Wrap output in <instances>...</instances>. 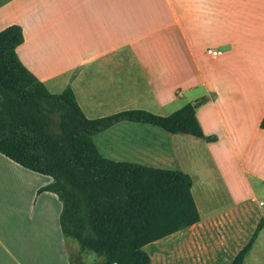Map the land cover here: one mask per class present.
Segmentation results:
<instances>
[{"label": "crops", "instance_id": "0c3cea01", "mask_svg": "<svg viewBox=\"0 0 264 264\" xmlns=\"http://www.w3.org/2000/svg\"><path fill=\"white\" fill-rule=\"evenodd\" d=\"M10 25L22 28V65L50 93L70 87L89 119L208 99L195 117L215 142L132 122L92 139L107 159L193 180L200 220L146 245L152 264L170 248L185 264H230L264 218V200L243 209L226 181L236 171L264 183V0H0V31ZM51 181L0 154V264H70L61 202L42 190ZM243 264H264V228Z\"/></svg>", "mask_w": 264, "mask_h": 264}, {"label": "trees", "instance_id": "16d2710c", "mask_svg": "<svg viewBox=\"0 0 264 264\" xmlns=\"http://www.w3.org/2000/svg\"><path fill=\"white\" fill-rule=\"evenodd\" d=\"M22 28L0 31V154L19 166L51 178L42 188L61 202L65 242L74 241L79 257L92 253L101 264H152L144 247L200 220L190 175L178 170L117 162L103 157L93 136L120 122L146 124L207 143L195 117L202 97L167 116L128 110L87 118L70 87L50 93L20 62L16 48ZM264 130V116L260 123ZM261 218L248 242L230 264H243L260 231ZM70 264H79L69 254Z\"/></svg>", "mask_w": 264, "mask_h": 264}, {"label": "rangeland", "instance_id": "374dc122", "mask_svg": "<svg viewBox=\"0 0 264 264\" xmlns=\"http://www.w3.org/2000/svg\"><path fill=\"white\" fill-rule=\"evenodd\" d=\"M149 125H147L148 127ZM151 128V127H150ZM154 128V127H152ZM159 130L160 132L162 131L161 129H156ZM146 140H151L150 138H146ZM196 182V180H194ZM228 183V189L230 192L234 191V198L237 199L241 203L242 208L244 209L245 207H252L254 206V201L251 195H255L258 199L264 200V183L259 181V180H254L249 177V179H246L245 177L241 176L239 173L234 171V177L230 178V180L227 178L226 180ZM250 184V186H249ZM252 188V189H251ZM218 190V189H217ZM215 194L208 193L205 195L204 201H209L211 202L212 205H217L219 201L217 200ZM229 200V198H227ZM215 200V201H214ZM240 213V215L238 214ZM236 216L237 217H243V210L236 211ZM260 217H263V212L262 214L260 213L258 219ZM66 250L68 251V254L73 258V259H79V264H101L102 259L97 258L94 254L88 253V254H83L80 258H78L79 255V247L78 244L74 241H67L66 242ZM148 246V245H147ZM145 246L144 251L149 254V248ZM172 245H170L171 247ZM173 248H170V251ZM169 251L168 258L165 259V257L159 258L162 263L166 264H185V261L180 259L181 255L179 254L180 250L174 251V253L171 255ZM168 253L162 252V255H167Z\"/></svg>", "mask_w": 264, "mask_h": 264}, {"label": "built area", "instance_id": "2783aa9c", "mask_svg": "<svg viewBox=\"0 0 264 264\" xmlns=\"http://www.w3.org/2000/svg\"><path fill=\"white\" fill-rule=\"evenodd\" d=\"M207 54H209L212 57H217V56H219L221 54V52L220 51H217V50L216 51L208 50L207 51ZM258 205L260 207H264V203L263 202H259Z\"/></svg>", "mask_w": 264, "mask_h": 264}, {"label": "water", "instance_id": "95a60500", "mask_svg": "<svg viewBox=\"0 0 264 264\" xmlns=\"http://www.w3.org/2000/svg\"><path fill=\"white\" fill-rule=\"evenodd\" d=\"M263 217H264V213H263Z\"/></svg>", "mask_w": 264, "mask_h": 264}]
</instances>
